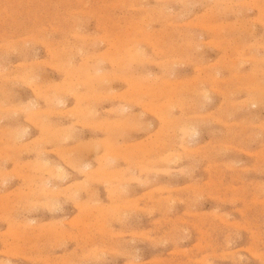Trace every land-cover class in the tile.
I'll return each instance as SVG.
<instances>
[{
  "label": "rangeland",
  "instance_id": "rangeland-1",
  "mask_svg": "<svg viewBox=\"0 0 264 264\" xmlns=\"http://www.w3.org/2000/svg\"><path fill=\"white\" fill-rule=\"evenodd\" d=\"M263 76L264 0H0V263L264 264Z\"/></svg>",
  "mask_w": 264,
  "mask_h": 264
},
{
  "label": "bare ground",
  "instance_id": "bare-ground-1",
  "mask_svg": "<svg viewBox=\"0 0 264 264\" xmlns=\"http://www.w3.org/2000/svg\"><path fill=\"white\" fill-rule=\"evenodd\" d=\"M18 3V2H17ZM4 11H5V9H3ZM41 10V9H40ZM140 24V23H139ZM138 24V25H139ZM78 26V25H77ZM74 34V33H73ZM119 34V33H118ZM129 34V33H128ZM86 38V37H85ZM115 38H116V36H115ZM39 40V39H38ZM37 40V41H38ZM10 43V42H9ZM112 45V44H111ZM130 45V44H129ZM138 45V44H137ZM42 47V46H41ZM112 47V46H111ZM79 48V47H78ZM2 49V48H1ZM46 49V48H45ZM63 50V49H62ZM83 50V49H82ZM111 50V49H110ZM131 50V49H130ZM16 51V50H15ZM73 51V50H72ZM66 52V51H65ZM71 52V51H70ZM72 53V52H71ZM62 54V53H61ZM71 55V54H70ZM5 56V55H4ZM147 56V55H146ZM54 58V57H53ZM7 59V58H6ZM102 59V58H101ZM51 60V59H50ZM53 60V59H52ZM55 60H56V58H55ZM83 60H84V58H83ZM118 60V59H117ZM59 61V60H58ZM110 62H111V60H110ZM118 62V61H117ZM121 62V61H120ZM144 62H146V61H144ZM5 63V62H4ZM143 63V62H142ZM26 64V63H25ZM120 64V63H119ZM125 64V63H124ZM24 65V64H23ZM72 66V65H71ZM30 67V66H29ZM121 67V66H120ZM123 67V66H122ZM24 69V68H23ZM30 69V68H29ZM10 70V69H9ZM68 70V69H67ZM79 70V69H78ZM22 71V70H21ZM31 71H33V70H31ZM167 71V70H166ZM120 72V71H119ZM74 73V72H73ZM27 74V73H26ZM25 74V75H26ZM30 74V73H29ZM31 75V74H30ZM105 75V74H104ZM15 76V75H14ZM74 76V75H73ZM76 76V75H75ZM79 76H80V74H79ZM101 76H103V75H101ZM115 76V75H114ZM145 76V75H144ZM5 77V76H4ZM26 77H28V75L26 76ZM96 77V76H95ZM99 77V76H98ZM97 77V78H98ZM142 77V76H141ZM264 77V76H263ZM15 78V77H14ZM29 78V77H28ZM70 78V77H69ZM78 78H80V77H78ZM102 78V77H101ZM115 78V77H114ZM130 78V77H129ZM2 79H4V78H2ZM23 79V78H22ZM14 80V79H13ZM21 80V79H20ZM33 80V79H32ZM36 80V79H35ZM130 80V79H129ZM7 81H8V79H7ZM34 81V80H33ZM1 82V81H0ZM21 82H22V80H21ZM51 82V81H50ZM148 82V81H147ZM154 82V81H153ZM8 83V82H7ZM94 83H96V82H94ZM28 84V83H27ZM35 84V83H34ZM43 84V83H42ZM133 84V83H132ZM20 85V84H19ZM32 85V84H31ZM151 86H152V84H150ZM1 86V85H0ZM17 86V85H16ZM50 86V85H49ZM51 86H52V84H51ZM103 86V85H102ZM36 87V86H35ZM57 87V86H56ZM72 87V86H71ZM31 88V87H30ZM69 88V87H68ZM98 88V87H97ZM34 89V88H33ZM94 89V88H93ZM146 89V88H145ZM95 90V89H94ZM103 90V89H102ZM101 90V91H102ZM107 90H108V88H107ZM152 90H155V89H152ZM3 91V90H2ZM34 91V90H33ZM56 91V90H55ZM58 91V90H57ZM57 91H56V93H57ZM100 91V92H101ZM133 91V90H132ZM163 91V90H162ZM59 92V91H58ZM96 92V91H95ZM128 92V91H127ZM151 92H153V91H151ZM164 92V91H163ZM34 93V92H33ZM43 93H44V91H43ZM48 93V92H47ZM71 93V92H70ZM84 93V92H83ZM102 93H103V91H102ZM5 94V93H4ZM11 94V93H10ZM85 94V93H84ZM159 94V93H158ZM13 95V94H12ZM36 95H37V93H36ZM73 95H75V94H73ZM95 95V94H94ZM94 95H92V96H94ZM118 95V94H117ZM46 96V95H45ZM51 96H52V94H51ZM112 96V95H111ZM110 96V97H111ZM156 96V95H155ZM36 97V96H35ZM42 97V96H41ZM53 97V96H52ZM142 97V96H141ZM144 97H145V95H144ZM165 97V96H164ZM46 98H47V96H46ZM87 98V97H86ZM89 98V97H88ZM104 98V97H103ZM107 98H109V97H107ZM113 98V97H112ZM59 99V98H58ZM91 99V98H90ZM92 99H94V97L92 98ZM110 99V98H109ZM130 99V98H129ZM135 99V98H134ZM157 99H159V98H157ZM208 99V98H207ZM57 100V99H56ZM61 100V99H60ZM131 100V99H130ZM33 101V100H32ZM47 102H48V100H46ZM258 101V100H257ZM57 102H58V100H57ZM154 102V101H153ZM203 102V101H202ZM262 102V101H261ZM3 103V102H2ZM5 103V102H4ZM141 103V102H140ZM27 104V103H26ZM55 104H58V103H55ZM28 105V104H27ZM63 105V104H62ZM34 106V105H33ZM57 106V105H56ZM80 106V105H79ZM95 106V105H94ZM122 106H123V104H122ZM121 106V107H122ZM127 106V105H126ZM167 106V105H166ZM168 106H171V105H168ZM24 107H26V106H24ZM76 107V106H75ZM173 107V106H172ZM85 108H86V106H85ZM32 109V108H31ZM70 109V108H69ZM77 109H78V107H77ZM76 109V110H77ZM80 109V108H79ZM91 109V108H90ZM94 109V108H93ZM115 109H116V107H115ZM120 109V108H119ZM123 109V108H122ZM163 109V108H162ZM167 109V108H166ZM19 110H22V109H19ZM84 110V109H83ZM82 110V111H83ZM63 111V110H62ZM71 111V110H70ZM69 111V112H70ZM79 111V110H78ZM88 111V110H87ZM96 111V110H95ZM111 111V110H110ZM113 111H114V109H113ZM29 112V111H28ZM32 112H34L33 110H32ZM38 112V111H37ZM84 112V111H83ZM123 112V111H122ZM19 113H20V111H19ZM36 113V112H35ZM39 113V112H38ZM72 113V112H71ZM89 113V112H88ZM97 113V112H96ZM114 113H116V111L114 112ZM120 113V112H119ZM169 113V112H168ZM167 113V114H168ZM29 114V113H28ZM34 114V113H33ZM67 114V113H66ZM73 114V113H72ZM81 114V113H80ZM102 114V113H101ZM156 114V113H155ZM166 114V115H167ZM52 115V114H51ZM69 115V114H68ZM75 115V114H74ZM88 115V114H87ZM94 115V114H93ZM129 115V114H128ZM161 115V114H160ZM91 116V115H90ZM134 116V115H133ZM30 117V116H29ZM73 117V116H72ZM128 116H126V118H127ZM131 117V116H130ZM129 117V118H130ZM92 118V117H91ZM90 118V119H91ZM34 119V118H33ZM38 119V118H37ZM68 119H69V117H68ZM95 119V118H94ZM105 120V119H104ZM123 120V119H122ZM9 121V120H8ZM84 121V120H83ZM82 121V122H83ZM110 121H112V120H110ZM31 122H33V121H31ZM80 122V121H79ZM101 122V121H100ZM127 122V121H126ZM13 123V122H12ZM43 123V122H42ZM45 123V122H44ZM48 123V122H47ZM53 123V122H52ZM73 123V122H72ZM81 123V122H80ZM102 123V122H101ZM104 123V122H103ZM33 124H34V122H33ZM35 124H36V122H35ZM38 124H39V122H38ZM75 124V123H74ZM85 124V123H84ZM86 124H88V123H86ZM100 124V123H99ZM98 124V125H99ZM46 125V124H45ZM49 125V124H48ZM83 125V124H82ZM89 125V124H88ZM117 125V124H116ZM128 125H130V124H128ZM132 125V124H131ZM19 126V125H18ZM37 126V125H36ZM43 126V125H42ZM53 126V125H52ZM66 126V125H65ZM86 126V125H85ZM111 126V125H110ZM6 127H7V125H6ZM41 127V126H40ZM67 127V126H66ZM92 127V126H91ZM94 127V126H93ZM196 127V126H195ZM20 128V127H19ZM36 128V127H35ZM43 128V127H42ZM49 128V127H48ZM102 128V127H101ZM104 128V127H103ZM167 128V127H166ZM4 129H6V128H4ZM8 129H10V128H8ZM23 129V128H22ZM55 129H57V128H55ZM59 129H60V127H59ZM73 129V128H72ZM107 129V128H106ZM174 129V128H173ZM25 130V129H24ZM52 130H54V129H52ZM61 130V129H60ZM69 130V129H68ZM190 130V129H189ZM194 130V129H193ZM2 131V130H1ZM43 131V130H42ZM47 131V130H46ZM51 131V130H50ZM64 131V130H63ZM81 131V130H80ZM113 131V130H112ZM10 132V131H9ZM16 132V131H15ZM55 132H57L56 130H55ZM59 132V131H58ZM57 132V133H58ZM71 132V131H70ZM117 132V131H116ZM44 133V132H43ZM47 133V132H46ZM52 133H53V131H52ZM73 133V132H72ZM104 133V132H103ZM9 134H11V132L9 133ZM8 134V135H9ZM71 134V133H70ZM69 134V135H70ZM172 134V133H171ZM176 134V133H175ZM13 135V134H12ZM21 135V134H20ZM11 136V135H10ZM9 136V137H10ZM41 136V135H40ZM62 136H65V134L64 135H62ZM108 136V135H107ZM2 137V136H1ZM8 137V138H9ZM15 136H13V138H14ZM18 137V136H17ZM25 137V136H24ZM71 137V136H70ZM95 137V136H94ZM8 138H7V140H8ZM16 138V137H15ZM21 138V137H20ZM39 138V137H38ZM42 138V137H41ZM45 138V137H44ZM43 138V139H44ZM106 138V137H105ZM6 140V139H5ZM32 140V139H31ZM59 140V139H58ZM107 140V139H106ZM14 141V140H13ZM40 140L38 139V142H39ZM48 141V140H47ZM65 141V140H64ZM66 141H67V139H66ZM95 141V140H94ZM96 141H98V140H96ZM27 142V141H26ZM44 142V141H43ZM90 142V141H89ZM99 142V141H98ZM170 142V141H169ZM20 143V142H19ZM19 143H17V144H19ZM34 143V142H33ZM48 143V142H47ZM56 143V142H55ZM65 143V142H64ZM80 143H82V142H80ZM94 143V142H93ZM92 143V144H93ZM113 143V142H112ZM115 143V142H114ZM113 143V144H114ZM30 144V143H29ZM54 144V143H53ZM75 144V143H74ZM77 144H79V143H77ZM13 145V144H12ZM19 145H21V144H19ZM23 145V144H22ZM28 145V144H27ZM47 145V144H46ZM49 145V144H48ZM94 145V144H93ZM15 146V145H14ZM39 146V145H38ZM58 146V145H57ZM73 146V145H72ZM81 146V145H80ZM164 146H165V144H164ZM187 146V145H186ZM25 147V146H24ZM33 147V146H32ZM55 147V146H54ZM74 147L76 148V145H74ZM84 147H86V146H84ZM94 147V146H93ZM22 148V147H21ZM25 148H27V147H25ZM39 148V147H38ZM64 148V147H63ZM70 148H71V146H70ZM80 148V147H79ZM90 148V147H89ZM95 148V147H94ZM113 148V147H112ZM141 148V147H140ZM172 148V147H171ZM35 149V148H34ZM54 149V148H53ZM114 149H116V148H114ZM15 150V149H14ZM43 150V149H42ZM55 150H57V149H55ZM60 150H61V148H60ZM64 150H66V149H64ZM71 150V149H70ZM74 150V149H73ZM87 150H89V149H87ZM21 151V150H20ZM28 151V150H27ZM40 151V150H39ZM69 151V150H68ZM86 151V150H85ZM110 151V150H109ZM2 152V151H1ZM18 152H19V150H18ZM37 152V151H36ZM64 152V151H63ZM72 152V151H71ZM70 152V153H71ZM162 152V151H161ZM3 153V152H2ZM44 153V152H43ZM137 153V152H136ZM1 154V153H0ZM9 154V153H8ZM13 154V153H12ZM15 154V153H14ZM40 154V153H39ZM42 154V153H41ZM169 154V153H168ZM44 155V154H43ZM138 155V154H137ZM160 155V154H159ZM4 156V155H3ZM14 156H16V155H14ZM40 156V155H39ZM77 156V155H76ZM117 156V155H116ZM37 157V156H36ZM125 157V156H124ZM172 157V156H171ZM17 158V157H16ZM69 158V157H68ZM165 158V157H164ZM45 159V158H44ZM14 160V159H13ZM52 160V159H51ZM75 160V159H74ZM79 160V159H78ZM107 160H108V158H107ZM34 161V160H33ZM68 161V160H67ZM102 161V160H101ZM29 162V161H28ZM70 162V161H69ZM74 162V161H73ZM81 162V161H80ZM83 162V161H82ZM104 162V161H103ZM145 162V161H144ZM24 163V162H23ZM30 163V162H29ZM38 163V162H37ZM42 163H43V161H42ZM72 163V162H71ZM106 163V162H105ZM70 164V163H69ZM73 164H75V163H73ZM114 164V163H113ZM180 164V163H179ZM45 165V164H44ZM49 165V164H48ZM52 165V164H51ZM81 165V164H80ZM143 165H144V163H143ZM171 165V164H170ZM28 166V165H27ZM34 166V165H33ZM74 166V165H73ZM84 166V165H83ZM30 167V166H29ZM43 167V166H42ZM45 167V166H44ZM71 167V166H70ZM81 167V166H80ZM86 167H88V166H86ZM101 167V166H100ZM139 167V166H138ZM40 168V167H39ZM56 168V167H55ZM59 168V167H58ZM73 168V167H72ZM123 168H125V167H123ZM127 168V167H126ZM147 168V167H146ZM32 169V168H31ZM30 169V170H31ZM42 168H40V170H41ZM44 169V168H43ZM103 170H104V168H102ZM14 170V169H13ZM32 170H34V169H32ZM57 170H59V169H57ZM78 170V169H77ZM85 170H86V168H85ZM17 171V170H16ZM43 171V170H42ZM56 171V170H55ZM91 171H93V170H91ZM139 172H140V170H138ZM2 172V171H1ZM33 172V171H32ZM45 172H46V170H45ZM57 172V171H56ZM62 172V171H61ZM79 172V171H78ZM86 172V171H85ZM94 172V171H93ZM99 172V171H98ZM35 173V172H34ZM95 173V172H94ZM97 173V172H96ZM168 173V172H167ZM56 173H54V175H55ZM58 174H60V173H58ZM88 174V173H87ZM2 175V174H1ZM49 175V174H48ZM51 175H53V174H51ZM91 175V174H90ZM98 175V174H97ZM40 176V175H39ZM42 176V175H41ZM123 176V175H122ZM121 176V177H122ZM20 177V176H19ZM31 177V176H30ZM57 177V176H56ZM62 177V176H61ZM109 177H111V176H109ZM138 177V176H137ZM6 178V177H5ZM46 178V177H45ZM58 178V177H57ZM105 178V177H104ZM38 179V178H37ZM40 179H42V178H40ZM48 179V178H47ZM46 179V180H47ZM103 179V178H102ZM31 180V179H30ZM57 180V179H56ZM84 181V180H83ZM82 181V182H83ZM105 181V180H104ZM112 181V180H111ZM116 181V180H115ZM122 181V180H121ZM140 181V180H139ZM145 181L146 180H144V183H145ZM157 181V180H156ZM1 182V181H0ZM32 182V181H31ZM51 182V181H50ZM61 182V181H60ZM80 182V181H79ZM94 182V181H93ZM123 182V181H122ZM147 182V181H146ZM3 184H4V182H2ZM45 183V182H44ZM57 183H58V181H57ZM86 183V182H85ZM123 183H125V182H123ZM30 184V183H29ZM73 184V183H72ZM76 184V183H75ZM74 184V185H75ZM32 185V184H31ZM60 185V184H59ZM79 185H80V183H79ZM83 185V184H82ZM86 185V184H85ZM90 185H91V183H90ZM97 185V184H96ZM46 186V185H45ZM68 186V185H67ZM71 185H69L68 186V188L70 187ZM76 186H78V185H76ZM84 186V185H83ZM16 187V186H15ZM28 187V186H27ZM31 187V186H30ZM43 187V186H42ZM52 187V186H51ZM75 187V186H74ZM87 187V186H86ZM89 187V186H88ZM163 187V186H162ZM29 188V187H28ZM27 188V189H28ZM41 188V187H40ZM81 188V187H80ZM113 188V187H112ZM115 188V187H114ZM78 189V188H77ZM12 190V189H11ZM43 190H44V188H43ZM57 190V189H56ZM60 190V189H59ZM63 190H65V189H63ZM62 190V191H63ZM68 190V189H67ZM90 190H92V189H90ZM112 190V189H111ZM26 191V190H25ZM58 191V190H57ZM62 191H61V193H62ZM72 191V190H71ZM94 191V190H93ZM13 192V191H12ZM52 192V191H51ZM70 192V191H69ZM91 192V191H90ZM108 192V191H107ZM260 192V191H259ZM18 193V192H17ZM73 193H75V192H73ZM79 193V192H78ZM7 194V193H6ZM9 194V193H8ZM7 194V195H8ZM43 194V193H42ZM72 194V193H71ZM91 194H92V192H91ZM3 195V194H2ZM58 195H59V193H58ZM93 195V194H92ZM98 195H99V193H98ZM28 196V195H27ZM74 196V195H73ZM91 196V195H90ZM89 196V197H90ZM109 196V195H108ZM125 196V195H124ZM75 197V196H74ZM80 197V196H79ZM17 198V197H16ZM20 198V197H19ZM39 198V197H38ZM52 199V198H51ZM90 199H91V197H90ZM89 199V200H90ZM96 199V198H95ZM235 199V198H234ZM13 200V199H12ZM20 200V199H19ZM26 200V199H25ZM57 200V199H56ZM71 200V199H70ZM78 200V199H77ZM103 200V199H102ZM68 201V200H67ZM96 201V200H95ZM127 201V200H126ZM137 201V200H136ZM234 201V200H233ZM61 202V201H60ZM80 202V201H79ZM4 203V202H3ZM33 203H35V202H33ZM38 203H36V205H37ZM127 204V203H126ZM133 204V203H132ZM131 204V205H132ZM136 204V203H135ZM7 205V204H6ZM6 205H4V206H6ZM28 205V204H27ZM31 205H33V204H31ZM56 205V204H55ZM79 205H81V204H79ZM83 205V204H82ZM13 206V205H12ZM29 206V205H28ZM42 206V205H41ZM44 206V205H43ZM47 206V205H46ZM118 206V205H117ZM129 206V205H128ZM0 207H3V206H0ZM7 207V206H6ZM10 207H11V205H10ZM27 207V206H26ZM48 207H49V205H48ZM78 207V206H77ZM105 207V206H104ZM107 207V206H106ZM126 207V206H125ZM36 208H38V207H36ZM51 208V207H50ZM129 208V207H128ZM131 208V207H130ZM3 209V208H2ZM9 209V208H8ZM30 209V208H29ZM42 209V208H41ZM53 209V208H52ZM94 209H97V207L95 208L94 207ZM99 209V208H98ZM121 209V208H120ZM125 209V208H124ZM148 209V208H147ZM154 209V208H153ZM7 210V209H6ZM37 210V209H36ZM51 210V209H50ZM61 210V209H60ZM92 210V209H91ZM118 210V209H117ZM4 211H5V209H4ZM10 211V210H9ZM34 211V210H33ZM99 211V210H98ZM98 211H96V212H98ZM101 211V210H100ZM105 211V210H104ZM121 211V210H120ZM132 211V210H131ZM149 211H150V209H149ZM166 211V210H165ZM7 212V211H6ZM5 212V213H6ZM41 212H42V210H41ZM91 212V211H90ZM106 212V211H105ZM118 212H119V210H118ZM118 212H117V214H118ZM16 213V212H15ZM92 213V212H91ZM116 213V212H115ZM196 213V212H195ZM8 214V213H7ZM18 214V213H17ZM83 214V213H82ZM95 214V213H94ZM123 214V213H122ZM202 214V213H201ZM220 214V213H219ZM16 215V214H15ZM33 215V214H32ZM98 215V214H97ZM105 215V214H104ZM124 215V214H123ZM14 216V215H13ZM18 216V215H17ZM87 216V215H86ZM85 216V217H86ZM121 216V215H120ZM202 216V215H201ZM201 216H200V218H201ZM223 216V215H222ZM105 217V216H104ZM213 217V216H212ZM26 218V217H25ZM24 218V219H25ZM93 218V217H92ZM112 218V217H111ZM221 218V217H220ZM4 219V218H3ZM14 219V218H13ZM74 219V218H73ZM81 219V218H80ZM85 219V218H84ZM83 219V220H84ZM96 219V218H95ZM106 219V218H105ZM1 220V219H0ZM29 220V219H28ZM55 220V219H54ZM87 220V219H86ZM111 220V219H110ZM109 220V221H110ZM8 221V220H7ZM14 221V220H13ZM59 221V220H58ZM81 221V220H80ZM97 221V220H96ZM98 221H99V219H98ZM121 221V220H120ZM22 222V221H21ZM20 222V223H21ZM56 222H57V220H56ZM85 222V221H84ZM104 222V221H103ZM117 222V221H116ZM156 222H157V220H156ZM222 222H224L223 220H222ZM226 222V221H225ZM31 223V222H30ZM10 224V223H9ZM40 224V223H39ZM78 224H80V223H78ZM109 224V223H108ZM11 225V224H10ZM13 225V224H12ZM43 226V225H42ZM45 226V225H44ZM81 226H82V224H81ZM106 226H108V225H106ZM46 227H48V226H46ZM50 227V226H49ZM7 228V227H6ZM32 228V227H31ZM110 228V227H109ZM85 229V228H84ZM89 229V228H88ZM99 229V228H98ZM97 229V230H98ZM37 230V229H36ZM40 230V229H39ZM106 230H107V228H106ZM10 231V230H9ZM23 231H27V230H22V232ZM103 231V230H102ZM109 231V230H108ZM107 231V232H108ZM151 231V230H150ZM20 232V231H19ZM18 232V233H19ZM31 232V231H30ZM45 232V231H44ZM68 232H69V230H68ZM110 232V231H109ZM112 232V231H111ZM155 232V231H154ZM6 233H8V231L6 232ZM25 234H26V232H24ZM51 233V232H50ZM62 233V232H61ZM67 233V232H66ZM86 233V232H85ZM89 233V232H88ZM101 234H102V232H100ZM145 233V232H144ZM52 234V233H51ZM121 234V233H120ZM152 234V233H151ZM202 234V233H201ZM122 235V234H121ZM124 235V234H123ZM139 235V234H138ZM3 236V235H2ZM76 236V235H75ZM253 236V235H252ZM37 237V236H36ZM40 237V236H39ZM57 237V236H56ZM55 237V238H56ZM68 237V236H67ZM89 237V236H88ZM132 237V236H131ZM140 237V236H139ZM57 238H59V237H57ZM230 238V237H229ZM70 239V238H69ZM55 240V239H54ZM93 240V239H92ZM113 241V240H112ZM14 243V242H13ZM20 244V243H19ZM34 245V244H33ZM106 245V244H105ZM146 245V244H145ZM57 246V245H56ZM14 247V246H13ZM23 247V246H22ZM28 247V246H27ZM34 247V246H33ZM75 247V246H74ZM120 247V246H119ZM256 248V247H255ZM97 249V248H96ZM112 249V248H111ZM123 249V248H122ZM201 249V248H200ZM254 249V248H253ZM97 250H99V249H97ZM134 250V249H133ZM140 250V249H139ZM233 250H235V249H233ZM251 251V250H250ZM253 251V250H252ZM5 252V251H4ZM22 252V251H21ZM228 252V251H227ZM75 253V252H74ZM89 253V252H88ZM101 253V252H100ZM233 253V252H232ZM94 254H97V253H94ZM19 255V254H18ZM100 255H102V254H100ZM63 257V256H62ZM65 257V256H64ZM85 258V257H84ZM97 259V258H96ZM101 259V258H100ZM131 259V258H130ZM66 260V259H65ZM99 260V259H98ZM195 260V259H194ZM5 261V260H4ZM136 261H137V258H136ZM1 262V261H0ZM6 262H7V260H6ZM67 262V261H66ZM92 262V261H91ZM159 262V261H158ZM162 262V261H161ZM207 262V261H206ZM211 262V261H210ZM132 263V262H131ZM1 264V263H0ZM7 264V263H6ZM64 264H65V261H64ZM76 264V263H75ZM81 264V263H80ZM128 264V263H127ZM210 264V263H209Z\"/></svg>",
  "mask_w": 264,
  "mask_h": 264
}]
</instances>
